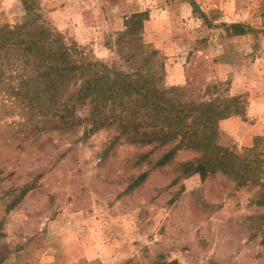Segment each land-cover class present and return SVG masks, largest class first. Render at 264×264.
Returning <instances> with one entry per match:
<instances>
[{"label":"rangeland","instance_id":"obj_1","mask_svg":"<svg viewBox=\"0 0 264 264\" xmlns=\"http://www.w3.org/2000/svg\"><path fill=\"white\" fill-rule=\"evenodd\" d=\"M134 13H144L165 86L227 115L211 134L194 124L184 139L146 137L168 128L163 111L108 104L94 123L92 97L64 110L79 79L46 95L33 83L22 99L6 68L0 264H264V0H0V29L51 27L131 71L115 39Z\"/></svg>","mask_w":264,"mask_h":264},{"label":"trees","instance_id":"obj_2","mask_svg":"<svg viewBox=\"0 0 264 264\" xmlns=\"http://www.w3.org/2000/svg\"><path fill=\"white\" fill-rule=\"evenodd\" d=\"M143 16L144 13L132 14L126 28L115 39L117 53L132 68L131 71L123 70L117 62L108 64L91 59L79 45L68 46L62 33L56 29L38 25L30 31L27 30L28 23H25L15 28L0 29V59L4 61L0 64V76L6 68L18 72L20 86L13 87V92L21 98L32 96L33 83L42 84V94L46 95L50 87L60 90V82L66 78L79 79L76 97L71 99V103L63 104L64 110L71 115L77 100L92 97L94 123L103 122L100 110L103 105L108 104L113 109L122 107L123 110H130L137 105L138 110L163 111L169 120L168 128L152 129L142 136L161 133L165 136L181 135L184 139L194 124L204 133H213L217 119L227 115L228 107H213L214 100L186 105L182 103V87L165 86L164 63L160 51L146 42L141 33ZM132 44L137 49L130 52L129 46ZM46 79L51 83L49 86L48 82L41 81ZM40 89L42 90L41 86ZM171 93L173 96L168 97ZM185 107L191 111H186ZM190 117L192 121L188 123L187 119ZM252 150L248 149V153ZM198 168L203 169L204 165L201 164Z\"/></svg>","mask_w":264,"mask_h":264}]
</instances>
